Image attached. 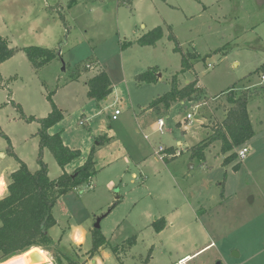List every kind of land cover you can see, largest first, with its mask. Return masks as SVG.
Returning a JSON list of instances; mask_svg holds the SVG:
<instances>
[{
  "label": "rangeland",
  "instance_id": "374dc122",
  "mask_svg": "<svg viewBox=\"0 0 264 264\" xmlns=\"http://www.w3.org/2000/svg\"><path fill=\"white\" fill-rule=\"evenodd\" d=\"M157 27L163 36L155 46L134 42ZM170 35L183 53L199 58L193 70L180 74L181 56ZM0 37L12 48L38 46L57 53L38 71L21 51L0 66V132L16 157L30 172L38 169L39 126L22 119L11 102L26 117L44 118L51 110L49 94L63 113L49 133H59L64 145L81 153L65 172L81 166L94 148L92 187L70 191L51 211L55 245L40 248L49 263H65L58 247L83 264L96 258L104 264H176L185 255L191 256L188 264H264V72H257L264 65V0H0ZM123 43L132 44L121 50ZM89 59L95 62L85 64ZM98 66L112 91L95 102L87 98L86 81ZM149 69L160 74L159 82L138 85L135 77ZM176 75L180 87L196 81L201 93L189 105L150 107L170 91ZM232 88L236 94L255 91L247 104L254 133L244 144L249 153L239 160L236 148V159L223 166L216 142L204 152V163L190 160L185 147L210 136L223 121ZM189 113L191 124L185 122ZM100 137L108 140L96 146ZM6 148L0 137V172L18 168ZM159 148L183 155L164 162L172 158L158 159ZM42 160L51 180L62 174L50 151L43 150ZM98 219L106 247L92 258L88 252ZM76 227L86 234L84 245L70 240ZM132 238L135 245L118 254L119 261L109 248Z\"/></svg>",
  "mask_w": 264,
  "mask_h": 264
},
{
  "label": "trees",
  "instance_id": "16d2710c",
  "mask_svg": "<svg viewBox=\"0 0 264 264\" xmlns=\"http://www.w3.org/2000/svg\"><path fill=\"white\" fill-rule=\"evenodd\" d=\"M61 21L64 20L61 19ZM162 36V29L157 27L134 42L141 47H153L161 40ZM169 39L175 43V53L181 56L182 71L180 74L193 70L194 63L200 61L196 54L183 53L175 37L170 35ZM131 44L123 43L120 48L124 50ZM18 51L24 53L27 61L36 71L57 58L55 51L43 47L12 48L6 38L0 37V65L10 60ZM94 62L89 59L85 64ZM85 64L80 66L81 70L84 69ZM257 72H264V65ZM79 73L80 71L75 80L79 79ZM155 73L156 70L149 69L145 73L136 76L135 82L138 85L155 84L158 82ZM177 79L178 75L174 76L171 80L170 91L152 100L149 106L154 107L162 104L165 108H170L176 103L189 105L192 103L193 98L197 97L198 92L201 93L196 81L180 87ZM86 87L87 98L95 102L104 100L112 91V83L109 77L99 66L96 73L86 81ZM261 91L264 92V86ZM254 93L255 91L243 90L241 93L236 94L233 88L228 91L226 102L230 107L226 110L223 121L212 128L210 136L187 149L191 153L192 159L204 163V152L216 142L220 143V154L225 156L223 166L232 163L236 159L233 151L249 142L254 135L247 111L248 100ZM47 100L51 108L50 113L46 117L38 119L26 117L21 107L11 102V105L16 108L22 119L26 122H36L39 126L35 134L38 137L39 146L36 160L38 169L35 172H30L26 164L16 157L9 139L0 132V137L7 142L8 155L14 158L18 164L17 170L7 177L6 196L0 199V260L2 261L21 255L34 247L48 249L54 246L55 244L49 235V230L56 224L51 214L54 205L60 197L70 191L84 184L89 185L97 172L95 162L92 159L94 148L90 150L88 158L81 166L76 167L71 173L65 172V168L79 159L81 153L77 149H71L64 145L59 133L49 134V129L63 119V113L54 104L52 94L47 96ZM107 140V138L100 137L97 139L96 146L103 145ZM45 149L50 151L62 170V174L53 180L48 177L47 165L42 160V153ZM173 159L175 157L170 160ZM164 162H168V160ZM233 168L237 170L238 165ZM163 228L164 226L156 228L155 232L159 233ZM134 245L135 238H132L124 241L120 246L109 248V250L118 259V254H126ZM101 247H106V240L99 229H92L91 248L88 254L93 258ZM57 249L64 258V264H83L76 255L68 254L65 248L63 250L57 247ZM119 264L122 263L119 262Z\"/></svg>",
  "mask_w": 264,
  "mask_h": 264
},
{
  "label": "crops",
  "instance_id": "0c3cea01",
  "mask_svg": "<svg viewBox=\"0 0 264 264\" xmlns=\"http://www.w3.org/2000/svg\"><path fill=\"white\" fill-rule=\"evenodd\" d=\"M98 64V63H97ZM2 65V64H1ZM0 65V66H1ZM1 79V81H0V84L1 83H3V79L2 78H0ZM159 82V81H158ZM157 82V83H158ZM156 84V83H155ZM148 85H151V84H148ZM160 96V95H159ZM158 97V96H157ZM156 97V98H157ZM155 99V98H154ZM153 99V100H154ZM182 104V103H181ZM113 117V116H112ZM195 118V117H194ZM112 120H113V118H112ZM117 120V118L115 119V121ZM114 121V120H113ZM196 121H198L199 122V120H196ZM185 122H188L187 120H186V117H185ZM200 123V125H201V122H199ZM177 126H181V122H177ZM52 128V127H51ZM50 128V129H51ZM49 129V130H50ZM50 134V133H49ZM205 139V138H204ZM203 139V140H204ZM203 140H201V141H203ZM200 141V142H201ZM200 142H198L197 144H199ZM197 144H195V145H197ZM178 145H180V143H178ZM195 145H193V146H195ZM193 146H191V147H185V149H186V151L188 152V150L187 149H189V148H192ZM71 149H74V148H71ZM175 150L176 149H173V148H166L165 149V152L167 153V155H170V154H172V153H174L175 152ZM170 151V152H169ZM180 153H181V155L180 156H182L183 155V150H180ZM189 153V155H190V157H189V159L190 160H192V158H191V153L190 152H188ZM4 155L3 154H1L0 155V157H3ZM179 156V157H180ZM80 158V157H79ZM171 158H173V157H171ZM177 157H175V159H176ZM166 160H170V159H166ZM76 161V160H75ZM66 169V168H65ZM96 169V168H95ZM15 171V170H14ZM13 172V170L11 169V170H5V171H1L0 172V199H2L3 197H5L6 196V194H7V177H8V175L10 174V173H12ZM133 177H135L134 175H133ZM94 179V178H93ZM93 179H92V181H93ZM89 186H90V188L92 187V182L89 184ZM163 222H165V221H163ZM166 227V226H165ZM72 234L70 235V240H71V242H74L75 244H79V245H84L86 242H87V240H86V234H84V230L83 229H81V228H79V227H76V228H73L72 230ZM102 248H104V247H101V249ZM18 257V256H17ZM16 257V258H17ZM191 258V256H189V255H185V256H183V258ZM16 258H12V259H10V260H7L6 262H4V263H2V264H13V262L15 261V259ZM182 258V259H183ZM110 259H109V257H107V259H106V261H109ZM181 260V259H180ZM18 264H20L19 262H18ZM89 264H104L103 263V261L100 259V258H96L95 260H92L91 262H89ZM109 264H111V263H109ZM112 264H116L115 262H113Z\"/></svg>",
  "mask_w": 264,
  "mask_h": 264
},
{
  "label": "built area",
  "instance_id": "2783aa9c",
  "mask_svg": "<svg viewBox=\"0 0 264 264\" xmlns=\"http://www.w3.org/2000/svg\"><path fill=\"white\" fill-rule=\"evenodd\" d=\"M261 81L264 82V75L261 77ZM119 114V111H115L114 115H113V120H115L116 115ZM192 114L189 113L186 115V120L189 122V124H191V120H192ZM80 125H83V122H79ZM164 127V122L162 120H158V128L162 129ZM249 153V148L246 145H242L239 150L237 151V158L239 160H244L247 156V154ZM158 155V159L162 160L165 157H178L180 155V151L178 149L175 150L174 153L167 155V153L165 152V149L163 148H159L158 152L156 153ZM189 259L187 258H183L181 260H179L177 262V264H188L189 263Z\"/></svg>",
  "mask_w": 264,
  "mask_h": 264
},
{
  "label": "bare ground",
  "instance_id": "6f19581e",
  "mask_svg": "<svg viewBox=\"0 0 264 264\" xmlns=\"http://www.w3.org/2000/svg\"><path fill=\"white\" fill-rule=\"evenodd\" d=\"M16 260L20 264H35V263L51 264V263H49V259L47 257V254L43 250H41L40 248H37V247L31 248L27 252L19 255L15 259V261Z\"/></svg>",
  "mask_w": 264,
  "mask_h": 264
},
{
  "label": "water",
  "instance_id": "95a60500",
  "mask_svg": "<svg viewBox=\"0 0 264 264\" xmlns=\"http://www.w3.org/2000/svg\"><path fill=\"white\" fill-rule=\"evenodd\" d=\"M58 55L60 56V51H58ZM61 71L64 72V65L62 64V68H61ZM157 78H160V74H157L156 75ZM251 200V199H250ZM101 219H98L95 226H94V229H99V223H100ZM216 264H220L219 262H217Z\"/></svg>",
  "mask_w": 264,
  "mask_h": 264
}]
</instances>
